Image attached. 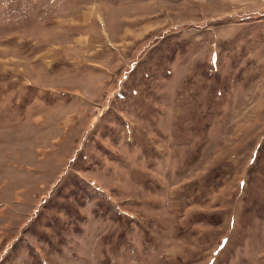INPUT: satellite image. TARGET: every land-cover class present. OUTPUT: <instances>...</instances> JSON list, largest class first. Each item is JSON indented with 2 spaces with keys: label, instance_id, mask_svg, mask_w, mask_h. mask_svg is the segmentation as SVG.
Segmentation results:
<instances>
[{
  "label": "rangeland",
  "instance_id": "obj_1",
  "mask_svg": "<svg viewBox=\"0 0 264 264\" xmlns=\"http://www.w3.org/2000/svg\"><path fill=\"white\" fill-rule=\"evenodd\" d=\"M0 264H264V0H0Z\"/></svg>",
  "mask_w": 264,
  "mask_h": 264
}]
</instances>
